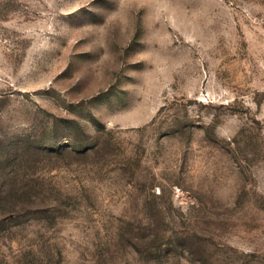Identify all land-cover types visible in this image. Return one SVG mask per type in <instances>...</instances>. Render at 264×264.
<instances>
[{"label": "rangeland", "instance_id": "obj_1", "mask_svg": "<svg viewBox=\"0 0 264 264\" xmlns=\"http://www.w3.org/2000/svg\"><path fill=\"white\" fill-rule=\"evenodd\" d=\"M3 194L0 264H264V0H0Z\"/></svg>", "mask_w": 264, "mask_h": 264}, {"label": "trees", "instance_id": "obj_2", "mask_svg": "<svg viewBox=\"0 0 264 264\" xmlns=\"http://www.w3.org/2000/svg\"><path fill=\"white\" fill-rule=\"evenodd\" d=\"M7 197H9V194H3L0 196V207H2L5 204L6 200H8ZM9 216L11 215L9 214Z\"/></svg>", "mask_w": 264, "mask_h": 264}]
</instances>
